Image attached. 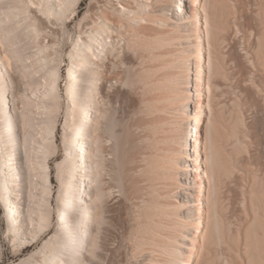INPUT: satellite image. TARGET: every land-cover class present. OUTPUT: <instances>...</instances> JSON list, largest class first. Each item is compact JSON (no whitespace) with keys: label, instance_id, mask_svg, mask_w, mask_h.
Wrapping results in <instances>:
<instances>
[{"label":"bare ground","instance_id":"obj_1","mask_svg":"<svg viewBox=\"0 0 264 264\" xmlns=\"http://www.w3.org/2000/svg\"><path fill=\"white\" fill-rule=\"evenodd\" d=\"M80 2L0 0L3 234L18 253L52 230L13 264H194L226 171L205 136L221 34L204 0H89L71 33Z\"/></svg>","mask_w":264,"mask_h":264},{"label":"rangeland","instance_id":"obj_2","mask_svg":"<svg viewBox=\"0 0 264 264\" xmlns=\"http://www.w3.org/2000/svg\"><path fill=\"white\" fill-rule=\"evenodd\" d=\"M204 1L210 22L215 25L214 32L221 34L210 43L221 84L213 87L212 110L205 112L208 125L205 136L207 144L213 141L221 153L226 171L219 177L218 184L209 185L210 204L216 201L217 208L215 211L211 207L205 219L206 241L194 264H264V0H216L215 5L210 0ZM88 3L89 0H81L75 20L67 23L69 32L73 33L74 24L84 14ZM212 13L217 14L219 21L211 17ZM171 50L173 56L177 55L176 48ZM176 66L175 82L184 73V68ZM64 71L62 67V73ZM208 77L215 79L210 69ZM60 121L62 125L63 119ZM61 125L57 131L59 146ZM62 154L60 151L53 160L60 161ZM51 181L56 187V180ZM136 211L133 207L134 218ZM3 212L0 203V264L18 262L52 234L51 230L43 239L13 253L3 234L6 228ZM163 236L170 239L168 232ZM174 254L171 251V255ZM132 257L134 255H129ZM162 258L163 255L158 256L155 262L167 264Z\"/></svg>","mask_w":264,"mask_h":264}]
</instances>
